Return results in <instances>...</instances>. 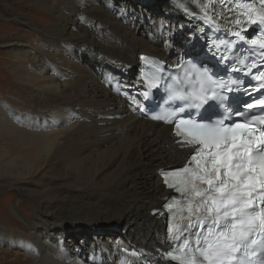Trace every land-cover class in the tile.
<instances>
[{
  "label": "bare ground",
  "instance_id": "bare-ground-1",
  "mask_svg": "<svg viewBox=\"0 0 264 264\" xmlns=\"http://www.w3.org/2000/svg\"><path fill=\"white\" fill-rule=\"evenodd\" d=\"M24 1L36 5L39 38L0 36L19 93H0V189L16 195L0 203V262L166 264L159 170L191 149L144 114L141 59L178 67L204 47L199 29L169 0L158 13L156 0L139 10L143 0ZM180 30L177 48L152 37Z\"/></svg>",
  "mask_w": 264,
  "mask_h": 264
},
{
  "label": "snow or ice",
  "instance_id": "snow-or-ice-1",
  "mask_svg": "<svg viewBox=\"0 0 264 264\" xmlns=\"http://www.w3.org/2000/svg\"><path fill=\"white\" fill-rule=\"evenodd\" d=\"M170 2L195 18V9L175 0ZM191 2L198 4L200 0ZM239 7L243 11L230 18L236 26L231 35L245 42L242 32L248 26H264V0H248ZM201 10L209 18L207 5H201ZM212 12L211 19H215L214 7ZM250 43L259 44L264 52V40L251 38ZM206 55L216 58V53ZM220 55L218 63L226 62L228 57ZM160 79L153 73L147 78V87L158 89ZM183 79L193 86L177 90L173 84H166L165 103L173 108V113H185L186 118L173 119L172 113L151 116L173 124L175 135L180 138L177 142L191 149L184 165L164 170L162 177L164 186L176 194L166 198L173 203H165L164 207L174 213L180 206L186 212L181 227L167 230L170 243L164 253L166 264H264V117L252 115L250 123L241 119L244 110L226 107L225 101L230 97L224 92L231 93L237 81L229 86L198 57L184 68ZM255 79L260 81L264 76L257 75ZM213 104L227 115L201 120L192 119L188 112ZM257 107L264 110V99L243 105L247 110ZM153 214H158V210L154 209Z\"/></svg>",
  "mask_w": 264,
  "mask_h": 264
},
{
  "label": "rangeland",
  "instance_id": "rangeland-1",
  "mask_svg": "<svg viewBox=\"0 0 264 264\" xmlns=\"http://www.w3.org/2000/svg\"><path fill=\"white\" fill-rule=\"evenodd\" d=\"M8 1H10V0H0V12H3L7 15L6 16L7 18H4V19L0 18V36L1 35L2 36L14 35V36H19L20 38H22L24 40L38 39L40 30H39V28H37V26L40 25V17L37 16V14H34V11H33V9L36 8V5H33L34 3H31V4L26 3L24 0H11V3H15L16 5L14 4L12 6H8L7 5ZM116 1H123V0H116ZM157 1L158 0H156V2H155L156 8H154V9H156V12L158 13V11L161 12L162 10L158 9L159 7L157 4ZM23 2H24V4H23ZM141 4H142V6H141ZM141 4L136 3V8L138 10L144 9L145 7H148V6H146V4H150V3L147 2L146 0H143V1H141ZM153 7L154 6L152 4V8ZM153 14L154 13L151 12V14H150L151 17ZM15 17H27L29 22L26 25H21V24L15 23L14 22ZM151 17L143 18V19L149 20V19H151ZM6 26H12V27H9V29H7ZM182 33L183 32H181V30H180V31L175 32L174 34H172L170 36L169 35L165 36L161 33H155L153 36L152 35L151 36L153 38L154 37L155 38L162 37L164 40L172 41L173 47L177 48L179 45H181L182 42H184L185 36ZM201 46H202V44H201ZM193 50L199 51V50H202V47L197 48V49H192V51ZM180 52L181 51H177V53H180ZM12 58H13V53L10 51V48L9 47H1V45H0V93L2 96H6L7 98L11 97L16 102L17 99L19 98L18 97L19 93L16 90V88H14V83H13L11 77L8 75L10 72V68L8 65H9L10 60ZM133 73H134V71H133ZM143 87H144V85H143ZM130 90L131 89H129L128 91H130ZM143 91H144V89H143ZM143 95H144V92H143ZM145 109H146V107H145ZM145 109H144V114H145ZM6 196L14 197V199L16 197V195H14L12 190L5 191V189L1 188L0 189V203H3V200H5ZM144 212H146V211H144ZM8 213H9V216H11L9 209H8ZM22 213L24 215L28 214L27 215L28 218H32L35 216V214L31 213V211H29V212L23 211ZM5 221L3 220L2 223L8 226L10 222L9 221L5 222ZM22 259H24V257ZM11 260H12V257H8V259L6 261L9 262L8 264H12ZM0 264H7V263L0 262Z\"/></svg>",
  "mask_w": 264,
  "mask_h": 264
},
{
  "label": "water",
  "instance_id": "water-1",
  "mask_svg": "<svg viewBox=\"0 0 264 264\" xmlns=\"http://www.w3.org/2000/svg\"><path fill=\"white\" fill-rule=\"evenodd\" d=\"M169 2H170V0H169ZM170 3H171L172 6L175 7V4H174V3H172V2H170ZM175 3H182V4H184L185 7H188V8H190V9H195V10H196V11H195V15H198V13H199V11H198L196 8H194V7H193L189 2H187V1L175 0ZM175 8H176V7H175ZM176 10L179 11L180 15H181L183 18H185L187 21H189V22H191L192 24L195 25V23L197 22V20H196L195 18H193V17L190 16V15H186L181 9L176 8Z\"/></svg>",
  "mask_w": 264,
  "mask_h": 264
}]
</instances>
